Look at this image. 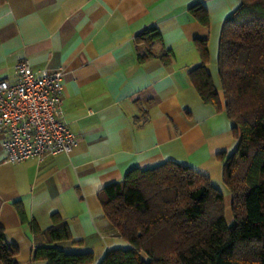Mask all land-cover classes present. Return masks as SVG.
<instances>
[{
	"label": "crops",
	"instance_id": "obj_1",
	"mask_svg": "<svg viewBox=\"0 0 264 264\" xmlns=\"http://www.w3.org/2000/svg\"><path fill=\"white\" fill-rule=\"evenodd\" d=\"M240 3L0 0V80L16 82L20 61L34 71L62 69V118L77 137L70 155L15 164L4 160L0 139V226L18 264H46L33 260L46 239L33 237L28 223L46 230L55 213L71 236L55 246L67 253L90 251L99 264L108 250L129 248L105 218L98 193L133 169L188 167L207 176L224 201L230 198L218 156L232 154L237 141L225 112L201 100L188 72L203 62L194 41L205 38L206 69L222 99L219 41ZM195 5L207 12V26L189 12ZM150 28L161 42L151 47L155 58L141 63L145 47L135 38ZM166 52L168 66L159 57Z\"/></svg>",
	"mask_w": 264,
	"mask_h": 264
},
{
	"label": "trees",
	"instance_id": "obj_2",
	"mask_svg": "<svg viewBox=\"0 0 264 264\" xmlns=\"http://www.w3.org/2000/svg\"><path fill=\"white\" fill-rule=\"evenodd\" d=\"M189 12L208 25L201 5ZM160 42L156 28L137 35L135 43L145 47L138 60L155 58L151 47ZM194 43L203 62L188 77L205 104L225 112L237 141L232 154L218 156L234 222L226 224L224 197L207 176L170 162L133 169L98 193L105 218L130 245L108 250L99 264H264V0H241L223 23L217 60L222 99L206 69L207 41ZM159 57L170 64V52ZM28 224L33 237L46 239L35 247L33 260L94 263L90 251L67 253L55 246L71 241L68 224L58 214L51 215L46 230ZM17 253L5 243L0 226V262L18 264Z\"/></svg>",
	"mask_w": 264,
	"mask_h": 264
},
{
	"label": "built area",
	"instance_id": "obj_3",
	"mask_svg": "<svg viewBox=\"0 0 264 264\" xmlns=\"http://www.w3.org/2000/svg\"><path fill=\"white\" fill-rule=\"evenodd\" d=\"M16 82L0 80V139L4 160L42 161L70 155L77 137L62 118L63 70L34 71L27 61L15 68Z\"/></svg>",
	"mask_w": 264,
	"mask_h": 264
},
{
	"label": "rangeland",
	"instance_id": "obj_4",
	"mask_svg": "<svg viewBox=\"0 0 264 264\" xmlns=\"http://www.w3.org/2000/svg\"><path fill=\"white\" fill-rule=\"evenodd\" d=\"M224 218L228 226H231L233 224L234 220L230 210V198L225 199Z\"/></svg>",
	"mask_w": 264,
	"mask_h": 264
}]
</instances>
